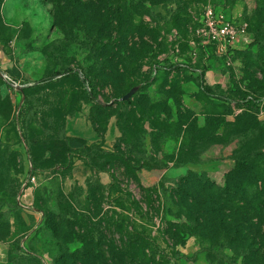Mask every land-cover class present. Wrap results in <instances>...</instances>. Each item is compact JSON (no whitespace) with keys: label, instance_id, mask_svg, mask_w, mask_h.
<instances>
[{"label":"rangeland","instance_id":"rangeland-1","mask_svg":"<svg viewBox=\"0 0 264 264\" xmlns=\"http://www.w3.org/2000/svg\"><path fill=\"white\" fill-rule=\"evenodd\" d=\"M262 2L123 0L127 17L122 34L113 29L119 24L114 19H109L107 32L115 42L124 36V46L112 43L126 52L118 64L112 59L118 74L107 71V75L119 83L126 79L138 90L120 109L122 97H116L110 79L102 73L96 84L100 103L86 99L92 89L81 68L92 63V47L83 27H74L67 37L58 18L66 20L68 15L63 10L57 13L55 0H0V72L29 87L24 103L23 90L0 79V254L7 258L5 264H64L67 253L81 249L84 242L99 241L87 227L90 220L99 221L105 244L120 245L130 222L145 227L165 254L172 251L168 236L162 234V212L177 219L158 202L159 214L155 210L152 218L143 214L147 205L139 181L155 186L166 180L171 190L173 181L189 170H205L223 180L225 173L239 168L237 158L249 146L262 144L264 106L246 102V96L255 93L264 98V46L252 43L251 30L237 44L233 69L196 35L205 6H220L229 16L242 13L250 22ZM166 60L168 70L155 73L154 66H163ZM203 70L209 93L198 77ZM94 105L100 108L96 115L103 126L114 118L122 136L120 123L124 124L130 142L165 167L143 169L138 179L120 164L113 167L111 178L115 174L124 191L132 193L123 202L126 209L115 202L120 193H109L94 166L104 165L105 155L92 151V145L67 129L68 119L85 109L92 121ZM104 112L116 114L107 120ZM247 114L255 118V128L248 138H241L235 127L237 119ZM116 143L112 150H117ZM120 148L127 151L124 144ZM185 160L189 161L182 163ZM99 185L106 191L95 199L89 187ZM164 196L162 192L161 199ZM133 201L138 203L130 204ZM169 207L173 205L166 201L165 208ZM94 211L98 219H90ZM82 218L87 219L84 230ZM179 249L183 257L178 261L173 256L172 263L218 264L194 236ZM102 251L110 258L106 246Z\"/></svg>","mask_w":264,"mask_h":264},{"label":"trees","instance_id":"trees-1","mask_svg":"<svg viewBox=\"0 0 264 264\" xmlns=\"http://www.w3.org/2000/svg\"><path fill=\"white\" fill-rule=\"evenodd\" d=\"M55 3L57 13L61 14L63 10L68 15L66 20L58 18V24L64 29L67 37L74 27H83L92 47V63L87 69L85 67L81 68L85 80L92 89L91 95L86 96V99L100 103L96 96L99 73H102L108 80L110 79L116 97H123L136 85H129L126 79L123 80V83H119L107 75V71L112 75L118 74L117 70L113 68L112 59L115 58L116 61H120L126 52L123 48L121 50L120 48L116 49V46L112 43L114 38L111 32H107L110 28L109 19H114L119 24L114 26L113 29L116 30L117 28L122 34L127 17L126 10L123 8V0H55ZM111 16H114V18H111ZM244 18L249 23L250 33L251 30L253 32L252 43L264 46V2L260 3V7L251 16V24L249 18ZM99 23L101 24L99 25ZM115 43L120 47L124 46L126 44L124 36H121ZM257 62L258 60L255 64ZM116 63L118 64V61ZM125 63L129 65L130 62L125 60ZM164 65L167 67L168 60L165 61ZM175 67L173 66V69ZM167 70L165 68L159 69L158 72L162 73ZM205 73V70H203L198 77L201 79L203 90L209 93L210 89L207 88L208 86L203 79ZM0 79L7 86L13 88L2 76H0ZM28 88L26 86L22 91L25 96L24 103L26 102ZM250 94L254 96V99H247ZM250 94L246 96V102H254L252 104L260 107L259 99L261 98H258L255 93ZM130 103L131 100L118 101L117 105L122 109L124 105ZM99 109L98 106H93L95 114L92 113L91 118L96 131L103 137L107 121L104 126L100 123L97 116ZM113 114L109 115L108 112H104V118ZM237 120L239 123L235 127L236 135L241 138H248L255 128L253 124L255 118L247 114V116L239 117ZM120 127L123 134L117 140L116 145L119 147H117V150L106 151L99 145H92V151L100 152L106 157L104 165H94L99 171L111 172L116 164H120L125 173L136 179L137 173L143 169H165L164 166L155 164L146 157V154L140 148L130 142L131 140L128 139L129 133L124 124L120 123ZM261 140L262 144L259 147L249 146L244 156L237 158L239 168L225 173L223 180H220L216 174L205 170L201 172L189 170L173 181L171 190L166 180L160 181L155 186H144L139 181L147 205L146 212H143V214H149L151 218L154 210L159 214V208L155 207L156 202H158L160 205L164 204L166 212L173 214L174 218L177 219L173 220L165 212H162V234L168 236V239H165L168 247L172 250L170 253H164L162 245L144 230L145 227L141 226L142 228H140L136 225H130V222L125 228L126 238L120 245L114 241L105 244L103 242L105 239L104 232L100 226L97 227L99 221L91 223L90 220L87 227L91 228V235L97 234L96 236H99V241L84 242L81 249L67 253L66 256H69V258L65 260L64 264H179V262L172 263V257L174 256L178 261L182 259L183 254L179 248L184 246L192 236L198 239L201 250L207 253L213 263L220 264L225 260L227 264H239V259H241L240 264H264L263 135ZM119 143L126 145L127 151L120 148ZM133 152L135 153L132 154ZM188 161L185 160L182 163ZM112 178L109 193H120L115 197V202L118 206L126 209L127 206L123 202L130 200L132 193L124 191L120 186V181L113 173ZM105 188L103 185L91 186L89 187V194L93 198L99 199L100 195L105 194ZM162 192L165 193V199H161ZM121 194L123 196H120ZM166 201L171 203L173 207L165 208ZM134 203L137 204L138 202L133 201L130 204L134 205ZM99 216V213L94 211L91 212L90 219H98ZM255 218L258 219L256 223L253 222ZM86 220V218L81 219L83 230L86 226ZM80 228L82 229L81 226ZM103 246L108 248L110 258L103 254Z\"/></svg>","mask_w":264,"mask_h":264},{"label":"built area","instance_id":"built-area-1","mask_svg":"<svg viewBox=\"0 0 264 264\" xmlns=\"http://www.w3.org/2000/svg\"><path fill=\"white\" fill-rule=\"evenodd\" d=\"M196 35L203 39L205 43L211 44L216 55L223 59L228 67L235 69L234 58L238 48L237 44L250 35L249 23L243 15L229 16L222 7L207 5L202 12ZM164 68L168 69L165 65L160 66V64H157L154 66V72L158 73L159 69ZM1 74L4 80L15 90H20L23 87L21 82L8 74L2 72ZM247 99L252 100L254 96L250 94ZM259 103L260 107H263L264 98L259 99Z\"/></svg>","mask_w":264,"mask_h":264},{"label":"crops","instance_id":"crops-1","mask_svg":"<svg viewBox=\"0 0 264 264\" xmlns=\"http://www.w3.org/2000/svg\"><path fill=\"white\" fill-rule=\"evenodd\" d=\"M242 15L243 14L240 13L234 16ZM67 129L70 135L84 139L88 145H99L107 150H112L113 145L121 136V131L117 126V121L114 118L109 119L103 137L100 136L89 118L87 109L79 111L74 116H71L67 122ZM99 174L101 176V183L106 187L110 186L112 183L110 172L101 171ZM6 259L7 258L4 254H0L1 264H5Z\"/></svg>","mask_w":264,"mask_h":264},{"label":"water","instance_id":"water-1","mask_svg":"<svg viewBox=\"0 0 264 264\" xmlns=\"http://www.w3.org/2000/svg\"><path fill=\"white\" fill-rule=\"evenodd\" d=\"M1 74V72H0ZM2 75V74H1ZM23 88L21 87L20 90H22ZM138 87H134L133 89H131L128 93H126L123 97L122 100L123 101H128L132 98V96L137 92Z\"/></svg>","mask_w":264,"mask_h":264}]
</instances>
